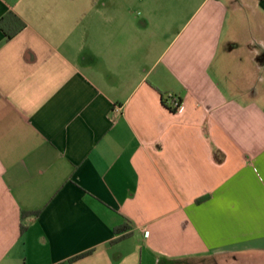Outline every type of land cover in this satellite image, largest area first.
<instances>
[{
  "label": "crops",
  "instance_id": "1",
  "mask_svg": "<svg viewBox=\"0 0 264 264\" xmlns=\"http://www.w3.org/2000/svg\"><path fill=\"white\" fill-rule=\"evenodd\" d=\"M254 259L264 0H0V264Z\"/></svg>",
  "mask_w": 264,
  "mask_h": 264
},
{
  "label": "trees",
  "instance_id": "2",
  "mask_svg": "<svg viewBox=\"0 0 264 264\" xmlns=\"http://www.w3.org/2000/svg\"><path fill=\"white\" fill-rule=\"evenodd\" d=\"M23 27H24V24H23V23H20L19 28H18L17 31L21 30ZM14 33H15V32H14ZM14 33H6V37H7V39H10V38L14 35ZM27 215H28V213H26V212H23V213H22V217H23V218H24L25 216H27ZM20 229H21V232H22V231L25 229L24 225L21 224ZM121 229H122V228H121ZM116 232L118 233V232H119V229H117Z\"/></svg>",
  "mask_w": 264,
  "mask_h": 264
},
{
  "label": "built area",
  "instance_id": "3",
  "mask_svg": "<svg viewBox=\"0 0 264 264\" xmlns=\"http://www.w3.org/2000/svg\"><path fill=\"white\" fill-rule=\"evenodd\" d=\"M179 101L177 99H173L171 100V107L176 110L177 108H179Z\"/></svg>",
  "mask_w": 264,
  "mask_h": 264
},
{
  "label": "rangeland",
  "instance_id": "4",
  "mask_svg": "<svg viewBox=\"0 0 264 264\" xmlns=\"http://www.w3.org/2000/svg\"><path fill=\"white\" fill-rule=\"evenodd\" d=\"M137 11H139V10H137ZM196 264H204V263H196ZM205 264H219V263L211 261V262H206ZM250 264H258V261L256 259L250 260Z\"/></svg>",
  "mask_w": 264,
  "mask_h": 264
}]
</instances>
